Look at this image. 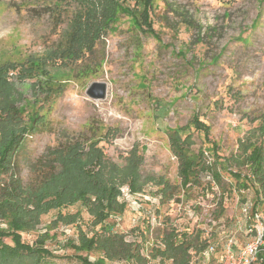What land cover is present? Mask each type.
I'll return each instance as SVG.
<instances>
[{"label":"rangeland","instance_id":"rangeland-1","mask_svg":"<svg viewBox=\"0 0 264 264\" xmlns=\"http://www.w3.org/2000/svg\"><path fill=\"white\" fill-rule=\"evenodd\" d=\"M48 1L62 0H0V128L10 132L22 126L21 104L48 120V128L25 134L12 155L11 168L0 181V204L5 202L9 213L7 202L16 196L53 198L55 185L45 191L42 179L34 182L31 165L38 159L58 158L51 166L61 174L66 172L63 151L70 147L79 145L76 155L84 159L89 146L98 143L121 163L137 143L145 157L143 175L161 176L178 187L171 201L161 204L152 184L137 194L124 186L127 207L109 218L114 231L139 244L153 264H170L152 258L151 252L166 228L201 232L204 246L227 233L245 244L251 221L245 220L243 207L254 206L257 185L245 187L234 174L252 175L247 155L264 146V0H154V33L119 11L90 52L75 39L85 19L80 0H63L59 17L46 7ZM40 58L47 60L51 88L42 65L31 72L21 67L36 65ZM95 81L107 83L106 98L88 97L86 90ZM195 117L210 128L208 137L191 123ZM177 126H186L183 137L191 134L193 141L183 157L203 150L207 164L222 175L220 182L206 170L190 189L179 187L181 163L166 131ZM260 200L256 207L264 215ZM63 211H80L78 226L92 228L79 204ZM153 214L157 223L150 220ZM55 216L54 210L43 214L23 238L30 243L46 238L56 262L79 264L75 251L63 246L77 238V223L55 224ZM0 226L6 227L4 219ZM108 264L144 262L119 258Z\"/></svg>","mask_w":264,"mask_h":264},{"label":"trees","instance_id":"trees-1","mask_svg":"<svg viewBox=\"0 0 264 264\" xmlns=\"http://www.w3.org/2000/svg\"><path fill=\"white\" fill-rule=\"evenodd\" d=\"M131 1L80 0L85 9V19L80 21L75 35L78 46L86 52L93 50L103 36L102 34L110 28L119 11L130 15L140 28L154 33L155 30L151 20L154 0H135L133 5ZM53 2L48 1L46 7L54 13L53 15L57 12L56 16L59 17L61 6ZM37 61L36 65L28 67L21 65V67L24 72H31L35 66L42 65L40 66L42 75L47 78L50 87L52 76L45 67L47 60L40 58ZM52 64L57 63L52 62ZM10 66L17 67L12 64ZM17 99V96H14L12 100L18 102ZM12 104L11 101L7 103V105ZM34 104H37L36 100H34ZM21 105H24L23 109L15 110L22 113L20 120L22 126L10 132L0 128V181L2 175L11 168L12 155L18 153L25 134L35 132V130L38 131L42 127L48 128V120L46 121L44 115L38 114V111L34 109H27L25 104ZM191 123L199 131L204 132L206 137L209 136L210 128L198 117H195ZM186 130V126L166 129L171 147L177 152L176 155L181 163V183L179 187L184 190L190 189L198 183L200 173L206 170H211L213 177L220 182L222 175L217 169L207 164L203 150L191 154L187 153V158L183 157L184 151L193 144L191 134L183 137ZM78 146L75 145L67 151H63L62 163L66 167V172L56 174L52 170L51 163H54L55 159L58 158L43 159V161L41 158L37 160V163L31 165V172L36 174L35 183L38 182V177L42 179L41 186L44 184L42 187L45 191L49 189L48 185H55L52 199L47 198L49 197L48 194L41 197L39 195L22 198L16 196L14 200L7 202L9 213L4 208L5 202L2 201L0 204V219H4L6 224V227L0 226V264H59L56 262L58 256L45 244L46 238H38L33 243L27 242L23 238V232L27 230L26 228L33 227L40 221L43 214L51 210L56 211L53 221H56L55 224L61 222L66 225L77 223V238H68L63 246L75 251L73 257L79 264H108V261L119 258L131 261L140 260L144 264L150 261L142 254V247L139 244L128 241L124 234L114 231V224L109 221V218L114 214H122L127 207V202L123 198L122 188L124 186H128L131 193L137 194L143 193L145 187L152 184L157 187L156 194L160 196L161 204L171 201L174 190L178 186L171 184L161 176L143 175L141 168L145 157L137 143L124 156L121 163L108 156L98 143H92L89 146L84 159L78 158L76 155ZM263 151L264 146L262 144L259 148H252L247 155L248 160L251 162L252 175L241 177L240 172L234 174L238 178H242L245 187H248L249 184L257 185L256 194L258 198L252 207L253 211L257 209V203H262L260 198H264ZM45 197L47 201H45ZM19 200H23L22 203L17 202ZM29 203L36 204V207H30ZM77 204L82 209H86L90 215L91 229L84 230L81 226H78V220L81 219L80 211H63L65 208ZM39 205L42 206V209L37 212L35 210L39 209L37 207ZM27 215H32V219L26 218ZM160 235L161 243L152 247L151 252L152 258L160 257L163 262L171 261V264H188L192 257L190 250L197 249L200 251L205 247V240L201 238V232L192 235L189 232H179L175 228H166ZM6 238H9L11 243L5 242ZM93 255L95 257L92 260L91 256Z\"/></svg>","mask_w":264,"mask_h":264},{"label":"built area","instance_id":"built-area-1","mask_svg":"<svg viewBox=\"0 0 264 264\" xmlns=\"http://www.w3.org/2000/svg\"><path fill=\"white\" fill-rule=\"evenodd\" d=\"M208 179L212 176L209 175ZM243 212L245 220L251 221L245 233L249 240L245 244L240 245L235 234L227 233L221 239H210L200 251L190 250L192 257L188 264H264V215L258 210L252 211L249 204L243 207ZM150 220L157 223L158 217L153 214ZM142 254L151 259L148 253ZM156 259L161 261L160 257ZM147 264L153 263L149 261Z\"/></svg>","mask_w":264,"mask_h":264},{"label":"water","instance_id":"water-1","mask_svg":"<svg viewBox=\"0 0 264 264\" xmlns=\"http://www.w3.org/2000/svg\"><path fill=\"white\" fill-rule=\"evenodd\" d=\"M108 86L104 81H95L87 88L86 93L88 97L100 100L106 98Z\"/></svg>","mask_w":264,"mask_h":264},{"label":"crops","instance_id":"crops-1","mask_svg":"<svg viewBox=\"0 0 264 264\" xmlns=\"http://www.w3.org/2000/svg\"><path fill=\"white\" fill-rule=\"evenodd\" d=\"M168 262H170V264H171V261H168Z\"/></svg>","mask_w":264,"mask_h":264}]
</instances>
